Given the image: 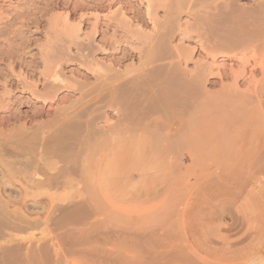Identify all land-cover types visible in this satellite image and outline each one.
Here are the masks:
<instances>
[{
    "label": "rangeland",
    "instance_id": "374dc122",
    "mask_svg": "<svg viewBox=\"0 0 264 264\" xmlns=\"http://www.w3.org/2000/svg\"><path fill=\"white\" fill-rule=\"evenodd\" d=\"M14 1V5L8 2V6L5 7L7 8L6 17L11 12L9 10H12L11 8L16 5ZM70 1L75 4L77 2L80 3L81 0ZM181 1L182 3L180 4ZM181 1H166L168 5H165L168 8H161V10L160 8L158 10L150 8L152 12H155L152 13L154 16L153 20L157 19L155 23L158 24H154V21L149 22L147 19L145 23L138 22L131 13L127 12L128 18L132 21L134 19L133 26L126 28L125 30L127 31L120 29L116 34L118 36L115 37L117 41L122 40L120 49L123 52L117 50L118 54L113 52L114 56L110 57L104 54V48L106 47V38L113 36L115 33L114 29L110 30L111 32H108L104 38L103 33L93 30L92 27L96 24L93 17L84 24L78 19L79 16L68 21L66 19L68 10L65 9L56 10V12L51 14L55 15L58 21L55 22V26L52 29L59 30L57 32L60 35H62L60 30H70L72 34L78 35L75 37L79 41L83 40L94 44L98 48L95 58L105 67H109L114 57H124L123 55L126 51L133 52V57H128L127 60L124 59L125 61H122L121 67L117 68L123 75L121 78L118 80H100L107 81V85L104 88L105 91L102 93L90 91V87L83 84L95 83L97 79L81 62L78 60L69 62L64 69V73L70 83L76 85L74 90L61 89L57 94L59 100L56 98L55 101H46L37 98L32 93V88L23 89L20 87L17 89L14 87L12 90L17 89L16 91L14 90V95L21 99H19L21 103L19 102L15 105L14 102L17 100L12 101L13 108L11 107L10 111L4 109V112L3 109H0L1 116L21 114V118H24L22 121L24 120L26 126L28 125L27 127L31 128L55 117L57 112H61L63 107L67 104L70 105L69 103L72 101L82 100L81 103H87L95 101L98 97L104 104L112 103L116 100V94H113L112 87L117 85V83L126 85L130 82H136V89L140 91L137 90L135 95H123L118 99L119 103L122 104V110L119 113L107 108L99 116L103 117L102 119L94 121L91 125L87 124L84 126L82 133L78 135L79 138L64 139L60 143L63 148L62 155L58 158L55 157L53 167H49L54 170L45 169L39 172L44 183L51 177L54 178L56 185L54 189H32L29 193H24L20 192L21 186L17 183V191L7 190L4 195L8 196L9 194L12 196L14 194V197L12 196L13 200L15 202L17 200V203L13 202L9 205V210H12L11 212L13 213L25 215H22L23 217L28 214L27 219L37 220L40 225L34 229L22 232L5 228L2 232L4 236L0 232V259L3 251L26 252L28 247L32 245V251L37 254L39 262L42 261L46 251L51 261L62 257V260L66 258V264H264V105L260 108L257 105L258 103H251L255 105L250 107V105L245 104L249 102L245 99L246 97L242 98V102L239 101L241 98H238L239 100L237 99V101L231 96V99L229 95L237 90L234 89L237 82L235 83V79L232 76L229 78L222 76V74L226 75L225 71L230 73L231 70H241L239 69V64L241 63L242 66L240 68H243V62H240L241 60L239 61V59L245 55H247L245 59L254 64V60L250 59L252 55L254 56V50L256 51L254 44L256 40L260 41H257V43L260 49L263 48L262 51L264 52V33L262 38L259 35V38H254L255 42L253 43V40L250 43L251 47H253H250L251 53H249L248 49V54L243 56L241 55L243 53L240 52H244V47L221 50V47L216 46V53L214 52L210 56L205 52V47H210V42L205 38L207 36L208 21L219 20L228 14L230 10L228 8L229 4L233 5L234 3L235 5L237 4L236 7L238 9L235 8L234 18L231 20H234L235 23L229 27H221L223 29H220L221 33L224 34L233 30L236 32L238 30L239 36H241V31L242 35L244 33L250 34L252 29L256 30L257 26L261 27L262 25L261 14L263 13H261V10H263L264 4L262 5L261 3L264 0H234L235 2L233 0V2H230V0ZM183 2H186V5H183ZM192 2L194 5L193 9L197 8L198 10H190L192 9ZM195 3H198V5ZM141 4L137 5L141 6V12L143 11L142 14L145 16L147 3L141 2ZM10 5L12 6L11 8ZM200 10L205 12L206 16H210L206 18L204 13L201 15ZM239 11L240 13H238ZM256 11H258L257 14H260L256 15ZM90 12L93 13V11ZM198 12L200 13L199 15L197 14ZM102 13L104 16L106 14L115 16L111 15L114 10L112 12L106 10ZM237 14L238 16H235ZM217 16L220 17L218 18ZM118 17H121L119 13ZM0 18L2 19L1 16ZM48 18V16L47 18L45 17V20L47 21ZM201 21L203 22L201 23ZM241 21H244V25L240 23V25L242 24L240 26L239 22ZM178 22L183 25L178 24ZM236 22L238 26L235 27ZM194 23L198 25L196 26ZM57 24L59 28H57ZM71 24L73 25L72 29H70ZM163 24L170 25L173 30L168 31L165 29L168 31L165 40H168L169 37V40L172 41V43L168 42L169 44L167 43V45L173 49L174 55L178 54L179 57L180 55L182 57L184 54L182 58L180 57L183 70H201L202 62L209 66L208 70L212 68V71L210 70L205 75L202 74V77L204 76L202 79L184 81L185 84L196 87L195 98L188 107H185V101L181 100L179 107L173 110L167 109L165 97L161 93L163 84L157 79L147 80L143 78L145 69L153 68L163 63L156 62L154 64L150 62L153 54L150 39L155 34H158L157 30L159 28H162H157V25L163 26ZM201 24H204L203 27ZM66 25L70 26L66 27ZM232 26L235 28H232ZM244 26L245 29H243ZM15 29H19V25ZM49 29L51 30V27H46V30L44 29L43 31L39 30L40 34L33 37L36 38L32 46V48L34 47V52H45L43 50L44 46L55 35L53 32H56L53 30L51 34H48L50 33ZM34 30L36 31L33 28L32 31ZM128 31L129 33L127 34ZM136 31L143 34L134 36L137 33ZM160 32L166 33L162 29ZM91 35L93 37L92 40L89 38ZM204 35L205 37H203ZM141 37L147 38L146 42L147 40L148 42L150 40V42L145 44V40ZM1 39L0 48L2 49L4 47V38L3 41ZM38 44L39 47L37 46ZM40 45L43 46L40 47ZM70 48L72 51L68 53L71 55L74 53L75 55L73 56H76L77 48L75 46H70ZM236 48L242 50L238 52ZM124 49L126 50L124 51ZM218 50L221 51L219 52ZM157 54L155 53V56ZM5 63L1 62L2 67L0 65V68L8 69L10 63L7 62L6 65ZM12 67L15 68L14 70L17 73L22 72V79H27L28 82L43 78L41 75L42 71H44L43 66L39 68V72L36 75L37 78L30 76L29 78L24 67H16L15 65H12ZM247 67L250 70L252 69L250 68L251 66ZM79 68L82 71L78 74L76 72ZM250 70L248 71L250 72ZM248 71L245 78L242 77L243 79L240 78L241 80H238L240 82L237 85L240 92L251 94L249 90H254V84L252 83L251 88H253L251 89L249 86L251 84H248L250 80H245L248 78L247 76L251 77L249 78L251 81L253 77L259 78L260 76L255 73V76L252 75V77ZM206 75H208L207 79L205 78ZM243 81H245L244 84ZM17 82L18 80H15V83ZM4 84L8 83H5V81L0 82V86L2 85L0 93L5 89H11L8 86L9 84L7 86ZM35 84L38 83L35 82ZM247 90L249 91L248 93ZM69 100L70 102H68ZM243 100L246 102L244 103ZM134 101H143L142 106L137 109L131 108ZM149 102L154 104L155 107H148L147 103ZM14 106L16 107L14 108ZM253 108L256 109L254 115L257 120L253 113L252 115L251 112L249 114V111L254 110ZM258 108L260 109L258 110ZM36 109H44V117H40V119L39 117H34L33 114H35ZM261 109H263V112H261ZM80 111L81 109L74 108L70 113L75 116ZM94 112L95 110L92 109L88 117L92 116ZM9 113H12V115ZM247 113L249 117L250 115L254 117L253 122H249ZM34 118H36V125H34ZM125 119H132L134 121L133 126L137 130H143V133L140 132V134L148 132H146L145 136L136 138L141 141L140 143L144 148L134 153L123 151L120 155H113L116 158L115 162L113 166H107L101 180L103 188L96 191L93 176L98 162H95V160L99 161L98 159H100L103 152H106L113 144H116L115 142H120V140L124 143L128 142L126 137L120 140H113L116 133L110 131V123H118L119 120L124 121ZM14 120L16 121V119ZM107 120L110 123H107ZM254 121H258V124H256L259 129L251 125V123H255ZM253 127H255L254 129L257 133L255 132L250 136L247 130L250 129L253 132ZM149 134L150 136H154V134L157 137L160 136L163 142L147 140ZM248 134L250 137H248ZM256 134H259L260 137ZM115 148L117 151L118 148L116 146ZM228 165L241 166L242 169L240 170L239 167L236 169L230 167L229 169ZM244 168L245 170H243ZM219 173L231 174L225 180L217 182L212 180L214 174ZM194 193H196V199L193 205L196 206L192 212L193 216L189 220L185 205L182 204L187 194L192 195ZM249 195H252L254 205L258 209V228L256 229L248 228L247 221L236 214V206L243 205L245 198ZM121 196H125L126 200H121ZM34 203H39V205H34ZM0 208L4 209L5 207L0 205ZM81 230H93L92 238L86 242L87 245L85 246L91 254L89 257H83L79 253L71 251L68 252L67 234L78 233ZM257 240L263 242L262 250L260 252L254 250L245 257L247 251L253 247ZM93 255L95 256L94 258ZM237 257H240V259L235 261ZM113 260L114 262H112Z\"/></svg>",
    "mask_w": 264,
    "mask_h": 264
},
{
    "label": "bare ground",
    "instance_id": "6f19581e",
    "mask_svg": "<svg viewBox=\"0 0 264 264\" xmlns=\"http://www.w3.org/2000/svg\"><path fill=\"white\" fill-rule=\"evenodd\" d=\"M13 1L14 0H0V16L2 17V19L0 18V22L2 20H4L3 22L0 23V39L2 38L1 40L3 41V38H4V42H3L4 47H2V49L0 48V61L3 63L4 62L10 63L8 69L0 68V82L5 81V83H8L9 85L8 84H4V85H6V86L8 85L9 87H11V89H8V90L7 89L3 90V88H2L4 93L3 92L0 93V94H3V95H0V109H3V112H4V109H7L10 111L11 107L13 108L12 101L17 100L14 102L15 105L20 102L21 99L19 98L20 99L19 100L16 97V95H14L15 91L17 89H19L20 87H22L23 89L32 88V93L37 98L44 99L46 101L47 100L48 101H50V100L55 101L56 98H58V100H59V96H57V94L59 93V91L61 89L74 90L76 88V85L70 83L68 77L64 73V69L69 62L77 61V60L79 62H81L89 70V72H91V74H93V76L97 79V81L95 83H83V84L87 87H90V91H94V92L97 91L99 93H102L103 91H105L104 88L107 85V81H100V80H102V79L118 80L119 78H121L123 75L121 74V71H119L117 68L121 67L120 65L124 59L127 60L128 57L129 58L133 57V52H129V51L127 52L126 51V52H124V55H123L124 57H122V58L114 57V59H112L110 65H109V67L108 66L105 67L103 64H101L95 58V53H97L98 48L95 47L94 44H92L88 41H83V40H80V41H82V42H80L78 40V38L75 37L78 35L72 34L70 32V30L69 31L63 30L64 32L60 30V32L62 34V35H60L59 32H57L59 30L56 31V30L52 29L55 26L54 24L57 21V17H55V15L53 16L51 14L56 12V10H59V9L68 10V13L66 15V19L68 21H70L72 18H77V16H79L78 19H80V22L86 24L87 21H89L90 18L93 17V19H95V21H96L95 22L96 24H94L92 27L93 30L94 31L98 30L99 33H103L104 38L107 36L108 32H111L110 30L114 29L115 33L113 34V36L111 38H109V37L106 38V41L103 40L106 42V44H105L106 47L104 48V51H105L104 54L109 55V57H110V56H114L113 52H116L117 50L118 51L120 50L121 52H123V50L120 49L121 48L120 42L122 40L117 41V39L115 37H118V36H116V34L119 32L120 29L127 31V30H125L126 28H128V27L130 28L133 26L134 19L132 21L130 18H128V16H127L128 13H131L138 22L145 23L146 19L149 20V22H153L154 16L152 13H155V12L154 11L152 12L151 11L152 9L150 10V8H153V9L155 8L156 10H158L159 8H160V10H161V8H168V6H166L165 4H167L166 1H169V0H137V1H135V0H85L84 2H81V1H83V0H81L80 3L77 2L75 4H72V2L70 0H16V1H14V2H16L15 6L12 7L10 5V8L12 7L11 8L12 10H9L11 12H9L8 16L6 17L5 13H7L6 12L7 8H5V7L8 6L7 5L8 2H9V4H13ZM227 1H229V0H227ZM231 1L232 0H230V2ZM141 2L147 3L146 14H145L146 18L144 16V14H142L143 11L141 12V10H142V9H140L141 6L139 7L137 5V4H141ZM193 2H192V9H190V10H198L197 8L193 9L194 8ZM195 2H196V0H195ZM198 2H199V0H198ZM181 3H182V1L180 2V4ZM142 4H144V3H142ZM195 4L198 5V3H195ZM261 4L263 5L264 2H262ZM183 5H186V2H183ZM183 5H181V6H183ZM229 5L230 6L228 8H230V10H229L228 14H226L225 16L220 18L219 20H212V21L207 22V26H208L207 27L208 28L207 34L205 33L207 36L205 37V35H204L203 37H205L207 39V41L210 42V44L207 43L210 45V47H207V46L205 47V52H206V54L208 53L207 55H209V56L214 54L216 46L221 47V50L222 49L227 50V48L231 49L234 47H240V48L244 47V50H243L244 52H242V51L240 52V53H243V54H241L243 56L245 54H248V51H247L248 49L250 51L251 48H253V47H251L250 43H252L253 40H254L253 43L255 42L254 38H257L258 35L261 38L263 37L262 35L264 33V8H263V10H261L262 11L261 13H263V14H261L262 15L261 27L257 26V29H256V27L254 26L256 30L252 29V32L250 31L251 32L250 34H248V33L246 34L243 32L244 34L242 35V31L240 30L241 31L240 35L243 37L239 36L238 32H237L238 30L235 32L232 29V28H235L236 26H238L237 22L235 24V27L234 26H232V28L230 27L233 30L232 32H226L224 34L221 33V30H220V29H222L221 27H224V26L229 27L230 25L235 23V21L231 20V19L234 18L233 15L235 14V8H237L236 7L237 4L235 5L233 3V5H231V4H229ZM234 5H235V7H234ZM177 7L179 8V6H177ZM190 8H191V6H190ZM222 8H223V5H222ZM106 10L107 11L110 10L111 12H112V10H114V13H112L111 15H115V16H109L107 14L104 16V14L102 12H104ZM166 10H169V9H166ZM90 11H93V13ZM200 12H201V15L204 13V15L206 16L205 12H202L201 10H200ZM257 12L258 11H256V15H259L260 13L257 14ZM118 13H119V16H121L120 18L118 17ZM238 13H240V11ZM169 14H171V13L169 12ZM197 14L199 15L200 13L198 12ZM246 15H247V13H246ZM47 16L49 18L46 21L45 17L47 18ZM167 16H168V14H167ZM167 16H166V18H167ZM208 16H210V15H208ZM208 16H206V18ZM235 16H238V14ZM59 17H60V15H59ZM203 18H205V17L203 16ZM147 20H146V22H147ZM156 20L154 21V24H158V23H155V22H157ZM68 21H66V22H68ZM202 22L203 21H201V23ZM243 22L242 21L239 22V25H240V23H242L244 25ZM164 23H166V21H164ZM170 23H172V22H170ZM179 23L180 22H178V24ZM58 24H57V26H58ZM60 24H61V22H60ZM168 24H169V22H168ZM195 24L196 23H194V25ZM204 24H205V22H204ZM204 24H201L202 27ZM18 25H19V29H15V27ZM79 25H81V24H79ZM172 25H174V24H172ZM181 25H183V24H181ZM197 25L198 24H196V26ZM67 26L69 27L70 25H66V27ZM248 26H250V24H248ZM46 27L47 28L51 27V30L49 29L50 33H48V34H51L54 30V31H56V32H53V34H55V35L54 36L52 35L53 37H51V39L49 40V43L47 42L48 43V44H46L47 47H45L46 45L44 46L43 50H45V52L39 51L36 53V52H34V49H33L34 47L32 48L34 41H36L35 40L36 38H33V37L40 34L38 32L39 30H42V31L44 29L46 30ZM158 27H162V28H159L160 31L162 29V30H164V32L166 31V33H162L160 31H158L159 30L158 29L157 30L158 34L157 35L155 34L154 37H151L152 39L149 38L151 40L150 45L152 44L151 45L152 50L150 49V47H149V49L153 53L152 55L150 54L151 55L150 62L154 63V64L156 62H163V63H160V64L154 66L153 68L145 69L143 71L144 72L143 78H145L147 80L157 79L161 82V84H163V87H161V93L165 97L164 100L166 102L167 109L173 110V109L179 107V102L181 100H184L185 101V107H188L190 102L195 98L196 87L194 85L185 84L184 81L188 80V79H202L204 77V76L202 77V74L205 75V73L210 72V70L212 68L210 70H208L209 66H206L204 64V62H202L203 65H201L202 66L201 70L200 69L195 70V71H192V70L190 71V70H185V69L183 70V68H181L180 59L184 56V54L182 55V57L180 55L181 58L179 57L178 54H176L177 56L174 55L175 53H173V49L167 45L168 42L172 43V41L169 40V37H168L169 41L167 39H166L167 41L165 40V38H167L166 35H167L168 31L172 30L171 26L170 25L167 26V24H163V26L157 25V28ZM193 27H191V28L193 29ZM202 27H200V28H202ZM33 28L36 29V31L35 30L32 31ZM57 28H59V26ZM72 28H73V25L70 27V29H72ZM180 28H181V26H180ZM165 29H167L168 31ZM237 29H238V27H237ZM243 29H245V26ZM136 32H134V33H136ZM246 32H249V31H246ZM128 33H129V31L127 32V34ZM188 33H189V31H188ZM140 34H143V33L137 32L136 35H134V36H137ZM94 35H95V33H94ZM168 35H170V34H168ZM49 37H50V35H49ZM89 38L92 40L93 39L92 35ZM114 38L116 39V41H114L115 40ZM141 38H143V37H141ZM146 39L147 38H145V39L143 38V40H145V44L150 42V40H149V42H148V40L146 42ZM85 40H89V39H85ZM165 41H166V43H165ZM257 41L258 40H256V42L254 44V46H255L254 48L256 49V51L254 50L255 53L253 52L254 56L252 55V58H250V59L254 60V64H251L248 60H246L245 57L247 55H245L243 58L239 59V61L241 60L240 62H243V68H240V66H242V64L241 63H240L241 65L239 64V69H241V70H239V71H238V69H236V71L231 70L230 73H227L229 71H225L226 75L224 76V74H222V76L227 77V78L232 76L235 79V83L237 82L236 83L237 88H236L235 83H234V86H235L234 89H237V90L233 91V93H231L230 95H229V93H227V95H229V97L233 96L234 99H236V100L238 98L239 99L241 98V100L238 99L240 102H242L243 97L244 98L246 97L245 99L250 102V104H249V102L245 103L246 101L243 100V102L246 105H250V107H251L252 105H255L258 103L257 105H259V107L261 108L264 105V52L262 51L263 48L260 49V46L258 45ZM258 42H260V41H258ZM3 44H2V46H3ZM103 44H104V42H103ZM141 44H144V43H141ZM211 44H213L214 46L212 45V47H211ZM261 44H262V42H261ZM69 45L75 46L77 48L76 49L77 50L76 56H73V55H75L74 53H73V55L70 54L71 53L70 51H72V49L70 48ZM170 45H172V44H170ZM37 46L39 47V44ZM41 46H43V45H40V47ZM238 49L236 50L238 52L240 50H242V49H239V50ZM125 50L126 49H124V51ZM221 50H218V51L220 52ZM141 51H145V50H141ZM187 51H189V50H187ZM228 51H229V49H228ZM68 52H70V53H68ZM155 53H158V54L155 56ZM249 53H251V51ZM116 54H118V52H116ZM190 54H193V53H190ZM142 56H143V54H142ZM166 61H168V62H166ZM6 63H5V65H6ZM12 65H15L16 67H24L25 71L28 74V77L29 76L30 77H36L37 73L39 72L38 71L39 68H41L43 66L44 71H42V74H41L43 78L38 79L37 81L34 79V82H31V81L28 82L27 79H24V78L22 79V77H21L22 72L21 73L19 72L20 73V75H19V73H17L14 70L15 68H13ZM247 66H251L250 68H252V69L251 70L248 69ZM1 67H2V65H1ZM248 70H250V72ZM81 71H82V69L79 68L76 73L79 74V73H81ZM247 71L249 73H251L250 74L251 76L252 75L255 76V73H258L260 76L259 78L252 76L253 82L251 81V79H249V78H251L249 76H247L248 78H246V80H245V81H247V79H248L251 81V82L249 81V83H248V84H251V85H249L250 88L252 86V83L254 84L255 88L252 87L254 90H249V87H248V90L251 91L250 92L251 94H246V93L240 92L238 85H237V84H239L238 82H240L238 80H241V79L246 77V75L248 74ZM17 74H18V76H17ZM205 78L207 79L208 75H206ZM233 78H232V80H233ZM15 80H18V82L15 83ZM31 80L33 81V79H31ZM245 81H243V84L245 83ZM35 82H37L38 84H35ZM14 87L17 88V89H14L15 91L12 90ZM81 90L83 91V89H81ZM137 90H139V89H136V82H130V83H127L126 85H123L121 83H117V85L112 87L113 94H116V97H115L116 100L110 104H104L103 101L98 97L96 98L95 101L87 102V103H81L82 100H76V101H72V102H70V100H69L68 102H70L69 103L70 105L67 104L66 105L67 107L64 105L65 107H63L61 112H57V115L55 117H52L50 120L47 119V121H45V122H41L42 124L37 123L38 124L37 126H33L31 128H28L27 127L28 125L26 126V123L24 122V120L22 121V119H24V118L23 117L21 118V116H20L21 114L20 115H14L15 116L14 117L12 115V113L11 114L9 113L14 118L12 116H9V115L5 116V117H3V115L2 116L0 115V128H1L0 129V205H4V207H5L4 209L0 208V232H1V234L5 228L12 230V231L22 232V231L34 229L40 225L39 221L37 222V220L34 221L33 219H31V220H29V218L27 219V216H29L28 214L26 215V217H23L25 215L13 213V212H11L12 210H9V205H11L15 201L13 200L14 194L12 195L13 197L8 194L9 192L7 193L8 196L4 195L7 192V190L17 191L16 190L18 188L16 186L17 183L20 184V186H21L19 189L20 192H24V193H29L32 189H34V190H42L45 188L54 189L56 186L54 178L51 177L50 179H48V181H45V183H44L43 182L44 180H43V178L39 172H41L42 170H45V169H47V170L49 169V171H50L51 168H49V167H53L54 158L55 157L58 158L62 155L63 148L60 146V143H62V141L64 139L69 140V139H75L76 137L79 138L78 135H80L82 133L84 126H86L87 124L91 125L92 123H94V121L102 119L103 117L101 118L99 116L107 108H111L115 111V113H119L122 110V104L119 103L118 99L123 95L124 96L135 95L136 94L135 92H137ZM225 90H227V89H225ZM248 90H247V93L249 92ZM252 91H254V92L252 93ZM231 99H232V97H231ZM142 102L143 101H134L131 105V108L137 109V108L141 107ZM251 103H255V104H251ZM147 105L150 108L155 107V105L152 104L151 102L147 103ZM15 107L16 106H14V108ZM74 108L81 109L79 114H77L75 116H73L72 113H70V111L73 110ZM260 108H258V110ZM92 109H94L95 112L92 114V116L88 117L89 112ZM246 109H248V108H246ZM263 109H261V112H263L262 111ZM35 111H34L35 114H33L34 117H36V118L39 117V119H40V117H44V115H45L44 109H42V110L36 109ZM254 111H256V109L249 111V114L251 112V115L253 113V116L255 117ZM245 112H247V111L245 110ZM249 114L247 113V116ZM251 115H250V117L248 116L249 122L250 121L253 122V119H254V117H251ZM31 118H33V116H31ZM36 118L33 119L34 123H35ZM245 118H247V117H245ZM251 118H252V120H251ZM14 119H16L17 122ZM255 119H256V117H255ZM29 120L30 119L28 117V121ZM107 123H110V121L107 120ZM133 123H134V121L132 119H125L124 121L119 120L118 123H115V122L110 123V125H111L110 131L113 133L114 132L116 133L115 135L113 134L114 135L113 140H120V139H124L125 137L128 138V137H132V136H138V137L145 136L147 131L145 132V130H144L145 133L142 134L143 130L142 129H141V131H140V129L137 130V128L133 126ZM256 123L258 124V121H256L253 124L251 123V125H254L256 127V129H259V128H257L258 125ZM34 125H36V123ZM255 127H253V129ZM140 132H142V133L140 134ZM248 132L250 133V136H252L251 134H254L256 132V130L254 129V131L252 132L249 129V130H247V133ZM250 136L248 134V137H250ZM259 137H260V135H259ZM256 138H258V137H256ZM147 139L163 142L161 137L160 136L157 137L156 134H154V136H150V134H149ZM170 144L172 145V143H170ZM95 162H98L97 159L95 160ZM178 165L180 166V164H178ZM227 167H229V169H230V167H232L233 169H236L239 166L236 167V165H233V166L228 165ZM240 167H239V169L241 170L242 167L241 168ZM53 170L54 169H52L51 171H53ZM243 170H245V168ZM93 179H94V183H95V174L93 176ZM15 203H17V200ZM34 205H39V203H34ZM181 223H182V221H181ZM136 227H138V226H136ZM127 229H128V227H127ZM130 229H132V228L130 227ZM124 231H126V230H124ZM92 234H93V230H88V231L87 230H81L78 233H74V234L68 233L67 238H66L68 252L71 251V252L79 253V255H81L83 257H86V256L89 257L91 254L89 252V249L85 246L87 245L86 242H88L92 238ZM32 248H33V246L30 245L27 249L28 251H26V252H19V251L16 252V251H12V250L3 251V253L1 254L0 264H39V263L40 264H62L63 262H64L63 264H66L65 263L66 258H65V260H62L63 259L62 257H58L57 259H54L53 261H51V258H50V256L48 257L46 251H45L46 254L44 255V257H42V261L39 262V258H37V254L32 251ZM68 254H70V253H68ZM72 254L75 255L74 253H72ZM94 257L95 256L93 255V258ZM112 262H114V260Z\"/></svg>",
    "mask_w": 264,
    "mask_h": 264
},
{
    "label": "crops",
    "instance_id": "0c3cea01",
    "mask_svg": "<svg viewBox=\"0 0 264 264\" xmlns=\"http://www.w3.org/2000/svg\"><path fill=\"white\" fill-rule=\"evenodd\" d=\"M136 138H140V137H132V138H127L128 142L124 143L121 142L122 140L115 142L116 144H113L106 152L104 151L103 154L101 155L97 167H96V171H95V189L97 190H101L103 188V185L101 184V180L103 179L102 177L104 176V172L105 169L107 168V166H113L115 159L113 157V155L117 156L120 155L123 151L126 152H136L139 149L144 148V146L140 143L141 141H139ZM150 140V139H147ZM153 141V140H152ZM144 144V142H143ZM115 146L118 148L116 151ZM165 152H167L168 155L169 152L164 149ZM110 153L108 156L107 154ZM172 159V158H171ZM231 173H219V174H214L212 180H215V182L220 181V180H225L229 177ZM195 199H196V193L189 195L187 194V196L185 197L183 204L185 205V210L186 212H188V219L191 220L192 216H193V209L195 208L196 205H193L195 203ZM121 200H126L125 196H121ZM257 212L258 209L256 207V205H254V199L252 197V195H249L248 197L245 198L244 200V204L243 205H237L236 206V214L240 217H242L244 220L247 221V226L250 229H256L258 228V217H257ZM209 230L207 231V235H208ZM262 245L263 242L262 241H256L253 245L252 248H250L247 251V255H245V257H247L248 255H250L254 250L255 251H261L262 250ZM238 259H240V257H237L235 259V261H237Z\"/></svg>",
    "mask_w": 264,
    "mask_h": 264
}]
</instances>
